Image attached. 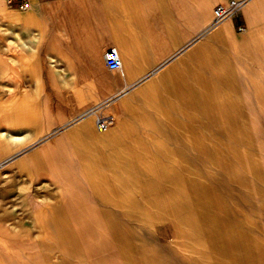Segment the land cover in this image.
Instances as JSON below:
<instances>
[{
  "label": "bare ground",
  "instance_id": "6f19581e",
  "mask_svg": "<svg viewBox=\"0 0 264 264\" xmlns=\"http://www.w3.org/2000/svg\"><path fill=\"white\" fill-rule=\"evenodd\" d=\"M215 2L194 0L206 41L193 87L170 79L179 96L163 111V73L147 85L143 135L18 159L35 142L20 150L1 131L0 264H264V0L240 5L243 37L237 14L211 22Z\"/></svg>",
  "mask_w": 264,
  "mask_h": 264
},
{
  "label": "crops",
  "instance_id": "0c3cea01",
  "mask_svg": "<svg viewBox=\"0 0 264 264\" xmlns=\"http://www.w3.org/2000/svg\"><path fill=\"white\" fill-rule=\"evenodd\" d=\"M230 1L216 0L211 22L216 6ZM6 2L9 6L18 8V2ZM30 2L31 20L25 19L26 16L23 23L25 26L30 25L33 30L31 39L37 40L40 52L38 49L36 53L30 52V65L23 62L22 68L8 64L7 58L3 66L0 60L1 82L8 76L41 77L42 68L37 69L34 64L37 59L35 56H39L40 61H48V69L55 83L51 90L41 88L44 95L39 97L37 106L32 101L25 100L29 96L25 93L33 91L32 84L26 85L25 90L17 81L10 91L6 88V99L0 102V133L2 130L6 133L1 137L8 140L12 137L11 134H15L14 141L20 150L31 147L35 142L18 159L36 150L64 158L96 156L108 149L101 150L94 144L97 140H103L106 132L112 136H122V139L147 132L143 130L149 117L144 109L147 95L144 89L159 74L163 73V111L174 106V100L179 96L177 90L170 91L167 88L170 79L185 73L192 78L189 80V87H193V78L199 71L201 59L200 44L206 41L199 34V8L194 0ZM41 8L45 12H42L43 15L48 13L47 30L42 25L44 16L40 14ZM241 13L233 17L234 27L236 17ZM25 44L34 49L32 44ZM111 47H116L120 53L122 71L111 69L107 65L106 51ZM58 61L64 62L62 72L59 73L55 70V62ZM27 70L30 72L27 73ZM34 70L38 73H33ZM37 81L40 86L43 84L42 80ZM0 86L2 89L3 85ZM29 86L31 89H28ZM34 97L33 95L32 98ZM98 116L110 118L106 131L99 129Z\"/></svg>",
  "mask_w": 264,
  "mask_h": 264
},
{
  "label": "rangeland",
  "instance_id": "374dc122",
  "mask_svg": "<svg viewBox=\"0 0 264 264\" xmlns=\"http://www.w3.org/2000/svg\"><path fill=\"white\" fill-rule=\"evenodd\" d=\"M25 1H29V3H30V7L26 8V9L21 8V6H20L21 1H13V2H18V6H17L18 8H16L15 6L14 7L9 6L6 2V0H0V60L2 61L3 65H5V59L7 58L8 64H10V65L13 64L14 66H19L22 68L23 62H25L27 65H30L29 64V57H28V54H30V52L36 53L37 49L40 52V50H39L40 47L37 44V40L31 39L33 37V30L31 29L30 25L25 26L23 23V19L27 15L31 14V11H32V10H30V8H31V2L30 1H32V0H25ZM45 1H47V0H45ZM51 1L54 2L55 0H51ZM35 10H36V14H37V8ZM4 11H5V13H4ZM42 12L45 13L43 11V9L41 8L40 9L41 15H43ZM46 14H48V13H46ZM46 14L43 15L44 16V22L42 25L47 30V27H48L47 21H49V19L46 16ZM242 14H243V12L241 14H239V16L236 17V20H235V27H236V32H237L238 37H243L245 31H242V30L246 29V27L248 25L246 22V18L244 17V14L243 15ZM50 16H52V14ZM53 22L54 21L52 20V23ZM240 28H241V30H240ZM36 36H37V34H36ZM25 43L32 44L34 46V49L29 48V46H27ZM44 47L46 49V45H44ZM45 51L46 50H44L43 52H45ZM43 56H45V54H43ZM35 58H37L34 61L35 68H37V69L42 68L40 71L42 72L43 75L41 77H38V79H40V81L42 80V83H43V84H41L42 87L40 86V83L37 81L38 79L35 76L29 75V76H25V77H12V76H8L7 78L4 77L3 82H1L2 84L0 83V85H3L2 89L4 88L5 90L4 91L0 90V102L4 101L6 99V88L8 87V90L10 91L11 86H13V84H15L17 81L21 86L22 85L24 86L25 90H27V87H25L26 85L32 84V87H33L32 90L33 91H32V93H29V94L25 93L26 95H29L28 98H25V100L32 101V103L35 106H37L39 104V97L44 95L43 93H41V88H42V90H47V89L51 90L52 89V86L54 85L55 81H54V77L50 74L51 73L50 70L48 69V64H49L48 61L47 60L40 61L39 56H35ZM55 63H57L56 69H55L56 72L57 73L62 72L64 62L58 61ZM49 67H50V65H49ZM52 68H54V65H52ZM28 72H30V71L27 70V73ZM33 73H36L35 70L33 71ZM4 80H5V82H4ZM63 82L64 81H62V84H64ZM5 86H7V87H5ZM28 89H31V86H29ZM30 95L32 97L34 95L35 97L32 98V97H30ZM161 95L163 96L162 93H161ZM27 101H25V104L27 103ZM41 102H42V99H41ZM159 119H160L159 117L157 119L154 118V120H157V122L159 121ZM154 135L155 136H157V135L161 136L162 133L157 132ZM1 136L4 137V135H1ZM5 137H7V135ZM7 142H9L13 147L15 146V143H16L15 141H12L9 139ZM26 142L27 141H24V143H26ZM46 178H47V176H44L40 180L41 186L47 185L48 181L46 180ZM48 183H50L49 184L50 187H53L54 184L52 182H48ZM170 233H171V228H170L169 224L163 223V233H162L163 234V242H167V241L171 240L172 237L170 236Z\"/></svg>",
  "mask_w": 264,
  "mask_h": 264
},
{
  "label": "built area",
  "instance_id": "2783aa9c",
  "mask_svg": "<svg viewBox=\"0 0 264 264\" xmlns=\"http://www.w3.org/2000/svg\"><path fill=\"white\" fill-rule=\"evenodd\" d=\"M12 1H21V8H28L30 7L29 1L25 0H12ZM244 0H231L229 6H217L215 9V16L216 20L215 23L218 24L223 20H226L229 17H232L239 13L240 5L243 3ZM106 62L107 65L111 69H121L123 66L122 59L120 53L116 47H111L106 51ZM110 118L101 116L98 120V127L101 130H106L108 128Z\"/></svg>",
  "mask_w": 264,
  "mask_h": 264
}]
</instances>
